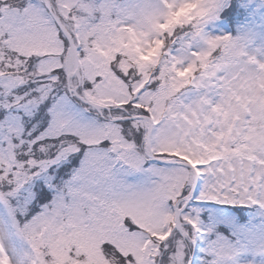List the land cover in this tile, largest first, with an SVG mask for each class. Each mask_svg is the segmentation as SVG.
<instances>
[{
    "label": "snow or ice",
    "instance_id": "6c2138e0",
    "mask_svg": "<svg viewBox=\"0 0 264 264\" xmlns=\"http://www.w3.org/2000/svg\"><path fill=\"white\" fill-rule=\"evenodd\" d=\"M0 264H264V0H0Z\"/></svg>",
    "mask_w": 264,
    "mask_h": 264
}]
</instances>
